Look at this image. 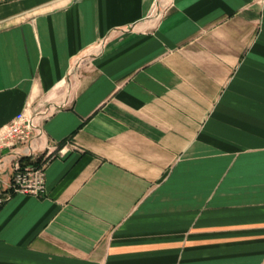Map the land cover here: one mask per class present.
<instances>
[{
  "label": "crops",
  "instance_id": "obj_1",
  "mask_svg": "<svg viewBox=\"0 0 264 264\" xmlns=\"http://www.w3.org/2000/svg\"><path fill=\"white\" fill-rule=\"evenodd\" d=\"M0 264H264V0H0Z\"/></svg>",
  "mask_w": 264,
  "mask_h": 264
},
{
  "label": "built area",
  "instance_id": "obj_2",
  "mask_svg": "<svg viewBox=\"0 0 264 264\" xmlns=\"http://www.w3.org/2000/svg\"><path fill=\"white\" fill-rule=\"evenodd\" d=\"M41 129L32 117L23 111L11 119L0 129V152L5 147H12L17 142L29 143L33 141ZM49 158H43L38 164L33 162H22L18 159L13 166V173L9 188L0 196V202L7 199L15 192H25L41 196L46 193L45 167Z\"/></svg>",
  "mask_w": 264,
  "mask_h": 264
},
{
  "label": "rangeland",
  "instance_id": "obj_3",
  "mask_svg": "<svg viewBox=\"0 0 264 264\" xmlns=\"http://www.w3.org/2000/svg\"><path fill=\"white\" fill-rule=\"evenodd\" d=\"M36 159H37V158H34V157L30 156L29 162H33V163H35V164H38V163H40V162L42 161V159H39V161H36ZM35 161H36V162H35Z\"/></svg>",
  "mask_w": 264,
  "mask_h": 264
},
{
  "label": "trees",
  "instance_id": "obj_4",
  "mask_svg": "<svg viewBox=\"0 0 264 264\" xmlns=\"http://www.w3.org/2000/svg\"><path fill=\"white\" fill-rule=\"evenodd\" d=\"M21 159L24 160V161H26V162H29L30 157H29V156H22ZM39 159H40V157H38V158L36 159V161H39ZM36 161H35V162H36Z\"/></svg>",
  "mask_w": 264,
  "mask_h": 264
}]
</instances>
